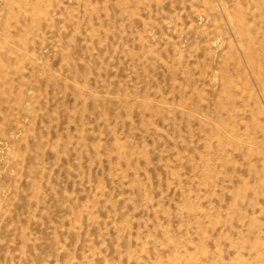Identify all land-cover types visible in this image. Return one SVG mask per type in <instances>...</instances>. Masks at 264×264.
<instances>
[{
	"label": "rangeland",
	"instance_id": "374dc122",
	"mask_svg": "<svg viewBox=\"0 0 264 264\" xmlns=\"http://www.w3.org/2000/svg\"><path fill=\"white\" fill-rule=\"evenodd\" d=\"M0 264H264V0H0Z\"/></svg>",
	"mask_w": 264,
	"mask_h": 264
}]
</instances>
